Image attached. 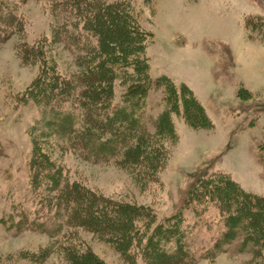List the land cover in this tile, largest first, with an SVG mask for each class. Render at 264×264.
Wrapping results in <instances>:
<instances>
[{"label": "rangeland", "instance_id": "374dc122", "mask_svg": "<svg viewBox=\"0 0 264 264\" xmlns=\"http://www.w3.org/2000/svg\"><path fill=\"white\" fill-rule=\"evenodd\" d=\"M119 1L127 5L130 25L142 33L149 78L159 82L149 86L136 111L139 126L131 145L95 160L51 134L39 135L47 130L46 91L35 86L52 69L60 80L72 81L71 88L60 83L66 92L54 98L65 109L81 108L94 94L109 112L135 101L125 99L128 77H136L127 62L123 79L112 76L89 89L80 84L93 63L117 53L105 41L115 40L123 26L112 12L103 18L98 8ZM80 2L89 3L86 12ZM0 5L16 18L7 24L0 15V264H84L79 254L85 250L104 264H156L154 255L149 258L135 246L130 260L123 257L117 249L123 237L64 226L70 238L56 240L45 230L48 221L31 225L46 213L56 221L66 217L54 212L67 203L63 192L72 182L111 203L151 211V222L136 221L144 226L142 240L158 221L177 216L186 254L172 264H264V245L253 253L255 244L242 241V232L250 230L241 220L231 239L214 247L227 228L219 202L227 189L215 186V195L199 200L189 194L198 177L218 175L264 199V0H0ZM86 41L93 48L89 55L77 46ZM35 142L59 169L56 191L40 183L35 190L30 186ZM46 194L53 202L60 196L58 208L43 201ZM251 208L264 234L263 209Z\"/></svg>", "mask_w": 264, "mask_h": 264}, {"label": "trees", "instance_id": "16d2710c", "mask_svg": "<svg viewBox=\"0 0 264 264\" xmlns=\"http://www.w3.org/2000/svg\"><path fill=\"white\" fill-rule=\"evenodd\" d=\"M80 4L84 6L82 12H86L85 7L89 3L80 2ZM98 9H100L98 11L104 13L102 16L105 19V15H108L109 12H112L114 16H118V20L123 26L121 29L122 33L119 36L117 34L113 36L115 39L113 41L109 39L105 41V44H109L110 48L117 47V53L112 50L109 54L112 55V59H107L105 55L103 60L101 58L93 63L94 66L90 67L80 77L81 79L78 78L81 80L80 84L84 89H89L94 88L93 86H96L97 82H110L112 76L123 79L124 76H127L124 69L128 67L127 63H129V67L135 71L136 77H128L130 79L129 92L125 99L127 98L126 100H128L135 97V101L125 106L112 108V112H109L110 107L108 104L105 101H101L94 94L88 96L89 101L85 105H82L81 108L70 106L65 109L54 98L59 96L56 92L59 91L64 94L66 92V90H59L60 83L65 87L71 88L72 81L69 79L66 81L60 80L58 74L52 69L41 80L42 82L40 79L38 80L39 84L35 86V90L45 88L46 91L42 105L44 108L43 114L46 115L44 125L47 130L44 133L40 132L39 135L51 134L59 139L64 146L82 152L85 158L107 160L118 152L119 149H125L131 145L130 136L133 132L135 133L136 126H139L136 121V111H139L142 107L144 95L149 86L151 84L156 85L159 81L158 79L152 81L149 78L147 64L141 51V47L144 46L142 33L136 27L130 25L129 18L127 17V13L129 12L127 5L124 6L119 1L113 5L101 4ZM8 10V7L0 5V15L5 18L7 24L11 20H16L14 15L8 13ZM115 25L116 23L114 22L113 26ZM94 30L92 29L91 35L95 36L97 34L101 42L103 37L100 36L99 32H94ZM77 46L79 47H77L78 49L87 55L93 51L92 45L87 41ZM130 57L131 59H129ZM126 58L129 59V62ZM76 81L79 82V80ZM67 82H71L69 86ZM63 86L61 85L60 87ZM190 94L188 92L183 96L188 97ZM33 144L32 159L29 163L30 186L32 190H35V188L39 187L40 183L44 190L56 191L60 180L59 169H57V166L54 167L52 165L53 162L50 158L45 157L46 155L42 152L44 150L40 148L38 142ZM212 177H207L204 181L198 177L196 183L199 182L202 186L197 188L196 183H193L189 194L193 195L192 198L199 200L203 194L215 195L218 190L214 188L215 186L227 189L228 195H223L220 199L218 198L222 200L219 201L220 203H224V213L227 212V228L224 234H222V238H219L215 242L214 247L220 248L223 242L231 239L235 233L231 232V230L241 220L240 226H247V230H250V232H242V241L249 240L255 244L253 253L257 249L262 248L264 245V234L261 230L263 224H257L249 211L255 212L251 206L256 205L260 209H263L264 214V199L248 192H242L239 187L234 186V180L225 176L212 175ZM238 189L241 192H237ZM64 190L63 195L65 193L68 195L67 203L63 206L62 210H56L54 213L58 214L62 212L66 217L61 221H56L46 213L47 217L44 220L37 222V220L33 219L31 225L42 227L48 221L47 225L49 226H45V230L51 232V235L56 237V240H68L70 238L63 234L64 226L69 229H74L75 227L88 228L95 231L98 235H103L107 238L123 237V243L117 249L123 257L129 260L132 257L131 248L133 246H135V249L138 248L140 253L149 256V258L154 255L151 261H156V264H172L176 258L182 256V253L186 254V245L182 238L183 230L180 227V220L177 219V216H171L158 221L150 235L145 240H142L141 235L144 234V226H137L138 220H141L143 225L153 220V214L147 208H125L124 206L111 203L99 195H94L82 186L75 185L74 182L71 183L69 188L65 187ZM42 198L45 202H53V200H49V194L42 196ZM55 200L56 202H53V204L58 208L60 196L55 197ZM187 202L189 203V199L185 200V203ZM231 204L235 206L230 213L228 211H230ZM22 223L21 219H18L16 222L17 227L22 226ZM132 241L135 242L134 245ZM79 255L85 257L83 260L84 264H104L100 260L91 258V253L88 250L82 251Z\"/></svg>", "mask_w": 264, "mask_h": 264}]
</instances>
